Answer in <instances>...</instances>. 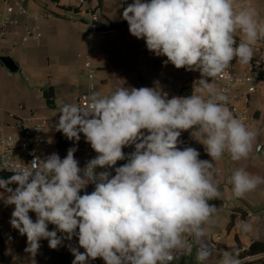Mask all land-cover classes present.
<instances>
[{"label":"clouds","instance_id":"1","mask_svg":"<svg viewBox=\"0 0 264 264\" xmlns=\"http://www.w3.org/2000/svg\"><path fill=\"white\" fill-rule=\"evenodd\" d=\"M122 19L148 51L167 58L165 64L200 73L191 95L169 98L154 82L110 95L93 92L84 105L63 104L56 130L76 142L83 134L97 155L81 168L74 146L63 159L52 153L12 166L13 175L0 179L6 203L15 206L10 224L26 235L25 251L33 257L41 240L57 249L75 236L79 247L69 245L72 264L97 258L104 264H173L193 247L198 264H206L212 256L206 236L217 212L210 202L221 198L215 163L225 154L233 161L247 159L259 134L234 115L227 89L214 81L231 78L233 60L252 61L255 45L264 39V20L251 0H134ZM186 131L210 160L200 159L194 147H179ZM132 146L134 151H123ZM118 161L126 163L117 167ZM262 183L264 177L244 169L229 180L234 198ZM90 184L94 190L88 193ZM237 228L253 231L248 221ZM219 264H242L239 251H225Z\"/></svg>","mask_w":264,"mask_h":264},{"label":"crops","instance_id":"2","mask_svg":"<svg viewBox=\"0 0 264 264\" xmlns=\"http://www.w3.org/2000/svg\"><path fill=\"white\" fill-rule=\"evenodd\" d=\"M77 2L61 0L57 5L49 0H26L25 7L30 14L38 16V20L15 15L14 19L18 22L9 25L4 32L1 24L7 12V2L0 0V127H4L5 134H16L9 127L12 123L9 113L22 117L37 114L47 123V145L37 148L45 150L48 155L57 153L63 159L67 151L75 146L77 151L74 156L78 160L81 141L69 140L56 130L55 125L60 107L65 103L77 104L78 95L86 89L87 75L83 63L87 56L93 55L97 68L96 92L102 95H110L120 87H153L154 82H159L171 98L180 96L181 88L188 85V77L183 71L170 70L171 63H164L166 57H157L148 51L145 41L132 38L128 29L112 34L89 35L86 24L89 16L86 13L75 14L67 9L75 7ZM133 2L99 0L101 15L114 26H128L127 21L122 19V12L127 7L126 3ZM247 2L237 0L239 4ZM251 3L256 7L261 20H264V0H251ZM34 23L39 27L40 40L30 39L22 43L26 30ZM7 57L15 62L17 72L6 67L3 60ZM50 87L54 88L55 93L53 106L47 103L44 96V90ZM254 96L259 106L255 110H264V92L259 91ZM181 137L196 147L202 159L210 160L204 146L192 138L190 131L183 132ZM261 139L258 134L253 151L247 159L233 161L225 154L226 158L223 156L215 163L214 171L221 198L214 201L230 202L233 210L217 211L213 216V223L220 222L221 218L220 228L216 232L209 228L206 240L210 242L217 236L221 238L216 247H212L210 262L219 261L225 251L238 250L243 264L247 261L243 260V252L252 242L264 241V183L243 198H234L229 184L232 173L237 169L264 177V154H258L255 150ZM218 169L220 172L217 174ZM93 190L89 186L85 189L88 193ZM0 193H3L0 196V264H67L71 253V244L67 240L57 249L49 248L48 241L41 240V247L34 257L25 251L26 235H20L10 224L15 206L6 203L7 193L4 190ZM29 215L35 221V213L30 212ZM241 221L250 222L253 231L241 232L237 228ZM53 227L50 224L49 230ZM195 254L194 247L191 254L178 257L173 264L193 263Z\"/></svg>","mask_w":264,"mask_h":264},{"label":"built area","instance_id":"3","mask_svg":"<svg viewBox=\"0 0 264 264\" xmlns=\"http://www.w3.org/2000/svg\"><path fill=\"white\" fill-rule=\"evenodd\" d=\"M7 12L3 23L1 24L2 30L5 32L9 25L17 23L14 19L15 15H25L34 20H38V16L30 14L24 3L26 0H6ZM126 2V1H125ZM126 6L128 3L125 4ZM71 12L75 14L86 13L89 19L86 21L87 33L89 35L100 34H112L118 33L122 30L128 29L129 26H114L108 20H104L101 15V8L99 0H78L75 7H71ZM130 33V32H129ZM131 35V34H130ZM132 38H135L131 35ZM30 39L40 40L39 27L36 23L30 25L26 30V33L22 37V43H26ZM237 43L239 42V38ZM152 53V52H151ZM254 57L248 65H241L233 60L229 69L230 79L217 78L214 83L217 88L227 89V95L229 97L228 107L233 111L234 115L241 118L244 123L250 128H254L258 131L262 139L256 144L255 150L258 154H264V110L260 111L259 119H255L254 115L256 110H251L253 96L259 92H264V40H259L254 47ZM83 67L87 75L86 89L78 95L77 104L84 105L87 102V97L97 90V68L93 62V55L87 56L83 63ZM172 71H183L188 77V85L193 88V84L200 78L198 71H186L185 69H177L172 64L170 65ZM9 117L12 119V123L9 127L16 131V134H5L4 127H0V171L12 168V166H19L30 163L34 158H45L48 156L45 150H39L38 146L46 147L47 137L46 129L47 123L45 120L37 114H32L29 117H22L15 113H9ZM179 147L191 146L196 148L192 143L184 140ZM81 143L79 146L78 161L79 166L83 168L86 163L94 158L97 154L92 150L89 143L86 142L85 137L81 134ZM123 151L127 154L134 151V146L126 147ZM19 157H22L19 160ZM200 159H202L200 157ZM126 163V161H118L117 167ZM101 171V169H97ZM111 171V170H110ZM220 170H217V174ZM113 171V175H114ZM94 189V185H88ZM82 193V192H81ZM217 205V211H230L233 210V205L227 201H211ZM55 226L51 228L54 230ZM78 231V230H77ZM58 235H61L58 233ZM220 236L215 237L209 243L212 247H216V243L220 241ZM68 241V240H67ZM73 247H79L78 238L73 237L71 241H68ZM194 248V247H193ZM81 252L84 249H79ZM183 255L179 256L182 257ZM264 256V254L260 255ZM251 257H247L243 260H249ZM74 256L72 253L68 256L67 264H72ZM175 260L173 261V263ZM88 264H104V261L100 258L96 260H90Z\"/></svg>","mask_w":264,"mask_h":264},{"label":"trees","instance_id":"4","mask_svg":"<svg viewBox=\"0 0 264 264\" xmlns=\"http://www.w3.org/2000/svg\"><path fill=\"white\" fill-rule=\"evenodd\" d=\"M57 5L61 2V0H49ZM68 10L71 9V7L67 8ZM192 92V86L189 84L187 86H184L180 90V96H189L191 95ZM44 96L47 100V103L50 106H53L54 104V88L50 87L46 90H44ZM13 173L11 171H0V179H8ZM17 185H9V187L13 188L16 187ZM4 189H0L2 191ZM264 254V241L262 240H255L252 242L250 247L243 252V258L251 257V259L245 261L243 264H264V256H260Z\"/></svg>","mask_w":264,"mask_h":264},{"label":"rangeland","instance_id":"5","mask_svg":"<svg viewBox=\"0 0 264 264\" xmlns=\"http://www.w3.org/2000/svg\"><path fill=\"white\" fill-rule=\"evenodd\" d=\"M259 106H258V101H257V99L255 98V96H254V99L252 100V103H251V106H250V108H251V110H255L256 108H258ZM224 157L226 158L227 156L226 155H224ZM21 158L22 157H19V160H21ZM261 160V159H260ZM82 194V193H81ZM218 215V214H217ZM217 215H215V216H217ZM220 220V222H221V218L219 219ZM220 222L219 221H216L215 223H213V225L210 227V229L212 230V231H218V229L220 228ZM211 261V260H210ZM209 260L206 262V264H219V261H217V262H214V261H212V262H210ZM186 264H198V262L196 261V259H195V261L193 262V263H186Z\"/></svg>","mask_w":264,"mask_h":264},{"label":"water","instance_id":"6","mask_svg":"<svg viewBox=\"0 0 264 264\" xmlns=\"http://www.w3.org/2000/svg\"><path fill=\"white\" fill-rule=\"evenodd\" d=\"M3 62L5 63L6 67L13 71V72H17L18 71V67L17 65L15 64V62L13 61V59L7 57V58H4ZM259 116H260V111H256L255 115H254V118L255 119H259Z\"/></svg>","mask_w":264,"mask_h":264}]
</instances>
